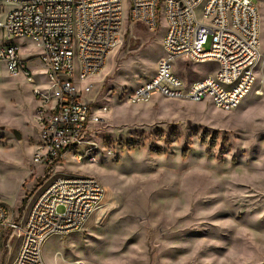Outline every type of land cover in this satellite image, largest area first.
<instances>
[{"label":"rangeland","instance_id":"obj_1","mask_svg":"<svg viewBox=\"0 0 264 264\" xmlns=\"http://www.w3.org/2000/svg\"><path fill=\"white\" fill-rule=\"evenodd\" d=\"M253 2L260 15L255 82L235 109L224 112L209 98L190 102L152 93L143 103L125 101L155 74L165 25L162 12L155 30L128 23L129 0H121L120 41L87 81L92 91L86 98L101 119L78 147L80 162L68 152L61 164H33L38 131L31 86L0 63V202L10 217L21 220L39 191L58 178L90 177L104 192L86 227L47 239L44 261L264 264V0ZM196 14L205 22L199 9ZM12 42L44 86L34 59L38 49L26 39ZM183 63L172 69L185 82L215 70L211 63ZM7 241L4 233L0 264H10L17 249L18 240Z\"/></svg>","mask_w":264,"mask_h":264},{"label":"built area","instance_id":"obj_2","mask_svg":"<svg viewBox=\"0 0 264 264\" xmlns=\"http://www.w3.org/2000/svg\"><path fill=\"white\" fill-rule=\"evenodd\" d=\"M197 9L205 22L198 20ZM159 12L165 25L164 56L153 77L125 101L143 103L156 93L190 102L209 98L216 110L235 109L249 94L260 59V15L253 0H129L126 21L155 30ZM122 20L121 0H0V63L7 74L26 79L35 102L33 164H61L68 152L77 162L84 158L78 147L101 119L86 98L92 91L87 81L119 43ZM15 38L38 49L34 59L43 69L44 86L20 58ZM178 61L185 67L186 62L211 63L215 70L185 82L172 69ZM103 197L96 180L75 176L43 187L21 220H13L0 202V239L7 233L8 245L18 240L10 264H46L42 251L47 239L81 231Z\"/></svg>","mask_w":264,"mask_h":264},{"label":"crops","instance_id":"obj_3","mask_svg":"<svg viewBox=\"0 0 264 264\" xmlns=\"http://www.w3.org/2000/svg\"><path fill=\"white\" fill-rule=\"evenodd\" d=\"M34 110H35V107H34ZM33 114H34V111H33ZM34 135V134H33ZM35 136V135H34ZM36 139V138H35ZM65 156H66V154H65ZM65 156H64V159H65ZM89 221V220H88ZM88 221L86 222V224L88 223ZM86 224H85V226L84 227H86ZM45 263L46 264H51V263H49L48 261H45Z\"/></svg>","mask_w":264,"mask_h":264},{"label":"water","instance_id":"obj_4","mask_svg":"<svg viewBox=\"0 0 264 264\" xmlns=\"http://www.w3.org/2000/svg\"><path fill=\"white\" fill-rule=\"evenodd\" d=\"M15 134V133H14ZM16 135V134H15ZM17 139H18V136L16 135Z\"/></svg>","mask_w":264,"mask_h":264},{"label":"trees","instance_id":"obj_5","mask_svg":"<svg viewBox=\"0 0 264 264\" xmlns=\"http://www.w3.org/2000/svg\"><path fill=\"white\" fill-rule=\"evenodd\" d=\"M24 202V201H23Z\"/></svg>","mask_w":264,"mask_h":264}]
</instances>
